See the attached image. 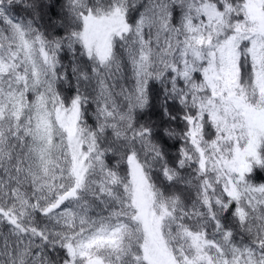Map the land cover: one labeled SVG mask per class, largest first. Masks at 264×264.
Segmentation results:
<instances>
[{"label":"snow or ice","instance_id":"snow-or-ice-1","mask_svg":"<svg viewBox=\"0 0 264 264\" xmlns=\"http://www.w3.org/2000/svg\"><path fill=\"white\" fill-rule=\"evenodd\" d=\"M0 264H264V0H0Z\"/></svg>","mask_w":264,"mask_h":264}]
</instances>
